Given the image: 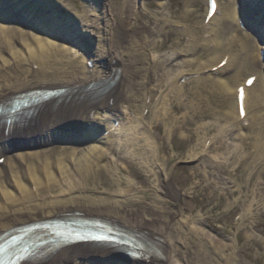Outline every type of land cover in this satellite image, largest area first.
I'll list each match as a JSON object with an SVG mask.
<instances>
[{"label":"bare ground","instance_id":"1","mask_svg":"<svg viewBox=\"0 0 264 264\" xmlns=\"http://www.w3.org/2000/svg\"><path fill=\"white\" fill-rule=\"evenodd\" d=\"M37 1L41 3L40 0ZM37 1V5L35 6L41 9L46 7L45 5L40 6ZM238 1L239 0H229L230 6L226 3L225 7L221 9V15L219 14V8L215 2L217 12L214 13L208 21H205L208 11L206 7L205 17L201 27L196 28L189 26L182 37L178 36L172 30H167L162 33L161 36L157 37L159 30L163 27L171 26L168 20L158 19L161 11L157 10L152 17L153 22H148L139 27V37L147 50L154 52L167 51L169 56L189 53L196 47H200L203 52L202 55H206L211 51L209 46L213 45L212 51H219V56L216 54L201 63H198V59L183 62L185 65L195 64L197 66V74L199 77L196 78L195 81L198 88L197 91L194 92L196 94L195 96L200 95L205 89H209L213 86L219 92L223 101L226 100V98H228L230 102L232 101L233 104L231 105V109L233 112L236 111V122L242 125L250 120V124L253 126L257 125L259 134L258 140L264 143V114H262L264 101L258 89V83L264 87V76L258 74L249 87L245 86V82L249 77L244 79L242 84L236 85L234 88L233 86L231 87V82L236 84L239 78L237 75L235 76L232 74V76H230L229 74L233 73V71L236 73L238 69L246 68L245 66L249 62H252L250 61L252 60L250 59L251 57L246 52H240L235 60H233V57H227V55H230L227 53L230 48L234 46L236 42H239V36L237 34L229 36V31H231L233 24L238 23V18L236 17V3ZM17 3L18 0H0V7L1 9H8L11 7V11H13L18 7ZM105 7L106 6H103L100 14L97 15L98 24L102 25L99 38L102 40L101 43L104 44L100 47L97 46L94 50L86 52L88 57L85 60L92 63V69H88L86 66L74 68L55 57L57 52L69 50L71 46L70 43H76L75 40L79 39L76 36L81 34H72L73 40H69L70 43L59 42V37H63V35H61L62 29L68 28L70 25L65 27L67 24L66 21L64 23L58 21V24L55 26L48 24L42 27L40 25L43 23L41 21L44 19L41 16H37V19H34H36L39 26L35 25L36 27L33 32H35L36 29L39 33L34 34L32 29L29 31L32 33L30 34V38H27V34L22 43H18V45H15L10 39L13 32L14 34L21 33V28L17 26L12 27V32L9 27L0 25V101L14 94L35 88L66 89L65 95L60 100L36 106L31 115L20 122L18 128L32 124L40 119L46 124L50 121L48 118H57V116H60L59 112L61 110L71 105L79 107L84 116H88L92 113L98 115L99 113L97 110L100 108L99 101H105L106 105L109 100L118 96L121 104L120 107H123L126 111L134 108L131 102H136L139 95L145 91V79H147L146 76H148V71L151 69L159 70L163 60L149 59L141 45L134 44V42L126 39L125 30L119 28L117 32H114L113 27L115 25L111 21L109 9ZM170 15L189 21L191 12L187 9L185 11H180L179 8H176L170 12ZM261 17V15H258L256 22L254 20L252 21V25L259 30L264 41V21L261 25L257 24ZM89 27H93V21ZM25 33L27 32H24V34ZM199 35H204L207 39H201ZM64 37L70 39L69 35H64ZM191 38L193 41H191ZM21 47L25 50L24 52L21 51ZM258 48H260L258 50V57L261 58L260 51L263 56L264 46H259ZM5 53L8 57L4 56ZM106 57H108L112 63L108 73L94 68V61L100 60L101 62ZM220 57H223L224 60L217 63ZM220 62L224 63L222 67L214 66V64H219ZM21 65H26L27 69L23 68ZM117 71L119 73H116ZM246 71L252 72L247 68ZM112 73L116 76V80L112 82L110 86H106V88L98 92V85L104 82ZM220 76L224 79L217 78ZM250 76L253 77L254 74ZM213 82L214 84H212ZM90 85L92 86L89 87ZM169 87L167 96L161 103V107L162 105L163 107L159 111L155 110V112L151 109V112L154 113L153 120L151 119L152 121L147 123L149 126L147 128L148 130L153 128L157 132V139H159L158 145H152L150 149L143 152L139 151L140 154L149 152L152 156L156 155L158 158L162 157L164 164L157 172L151 168H144L142 170L130 168L128 170L134 178L142 182L153 183L159 179V175L162 173L166 174L173 161L177 159L194 158L196 155L202 153L201 149L203 144L202 141H199L201 129H192V131L186 135L185 145L173 142L172 146H169L166 143V135L164 136L167 132L166 127L167 129H171V133H176L179 129H188L189 123H191L186 117L182 119L181 117H177L178 113L188 108L192 109L194 112L192 120H196L198 117L200 118L203 113V111L197 109L194 103L191 102L188 106L187 102H185L187 101L186 98H180L183 91L180 87L173 85ZM239 87H243L244 90L243 115L239 113L237 103ZM147 92L149 93V97H151L154 90L149 89ZM115 93H118V95ZM190 96L192 97V94H190ZM233 100H235V102ZM105 105L101 104V106ZM42 116H44V118H41ZM108 118H116V115H109ZM49 125L50 124H46V127ZM18 128L15 127V125H0V140L5 138L6 135L16 132ZM149 133L146 131L143 132V134L147 136L151 135V132ZM205 135H207V133ZM90 137L87 136L85 139L86 142L74 149L73 152H76L77 157L71 158L68 162H65L64 159L59 157L54 167L56 172H45L46 182L40 180L35 173L30 175L32 186L37 195H39L40 191L43 189L52 192V190L59 185L62 188H70L69 192L66 194H61L58 197L48 200L29 199L31 194L29 193L28 187L18 183L22 175L19 174V171L14 166L15 163L11 162L12 160L9 159V157H4V155L0 153V158H3V162L0 164V176L4 172L3 168H8L15 180V184H17L21 191L20 195L25 196L23 201L20 199V205H10L13 200L17 199H15V196L11 194L9 190H5L4 196L7 201L2 204L6 205L5 209L0 211V233L17 225L56 219L69 213H78L82 217L99 218L123 229L134 231L140 234L144 239L156 245V247L161 250V255L155 259H151L149 264H189L190 261L188 260L189 256L187 249L191 244L196 246H202V244L197 242L196 238L189 233L187 227L184 223H181L175 213L166 209V206L163 204L152 202L147 199L141 189L128 187L123 193L118 194L116 197L96 198L94 195L90 196L87 193L85 194L82 189L77 188L78 182H80L84 188L87 186H94V179L90 178V175L95 176V173L100 177L101 183L95 185L94 188L100 187L107 190L119 185V182L116 180L109 182L105 181L104 177H101V172L93 173L92 171V166L96 163V160L102 158L106 152L103 146L109 145L110 142L112 143L111 138L114 137L113 133L108 131L102 137L95 138L94 141H92ZM81 142H83V139L79 143ZM43 153H46L45 160L40 159L38 153L30 155L29 152L16 154L14 158L20 157L22 161H25L30 155L29 157H32V164H30L31 167L28 171L29 173L32 171L38 172L37 163L45 165L46 169H50L54 165L50 160L51 158L48 156L49 152L46 150ZM201 178V174L197 172H193L187 177L190 181L193 179L198 180V182H196L197 188L200 186L199 183ZM202 179L205 181L204 176ZM246 182H248L250 187L256 186L257 177L254 171L248 173ZM1 188H3L2 180H0V189ZM232 194L233 192L225 190L226 196ZM242 220H244L243 217ZM187 240L188 242H186ZM111 250L110 246H97L91 244L66 246L48 252L38 259L22 264H77V262L74 263L78 257L76 254L85 252L105 253ZM210 257L209 264H237L236 261L232 263L226 254L216 253L214 250L211 251ZM203 259H205V257H203Z\"/></svg>","mask_w":264,"mask_h":264},{"label":"rangeland","instance_id":"2","mask_svg":"<svg viewBox=\"0 0 264 264\" xmlns=\"http://www.w3.org/2000/svg\"><path fill=\"white\" fill-rule=\"evenodd\" d=\"M55 1H59L66 9L65 13L78 14L81 17L78 19L79 23H73L72 26L68 23L69 27L62 29L61 35L63 37L58 39L59 42L70 43L69 40H73L72 34L81 33L76 36L79 38L75 40L76 43H70L69 50H61L55 55L57 59L65 62L68 66L74 68L86 66L88 64L85 60L88 57L86 52L104 44L101 43L102 40L99 38L102 25L98 24L97 21V15L100 14L103 6L109 9L111 21L115 25L113 27L114 32H117L119 28L125 30L126 39L134 42V44L141 45L149 59L163 60L159 70L151 69L148 71L147 79H145L146 89L139 95L138 100L132 103L134 113H130V115L138 119L130 122L126 117V119L124 118L123 121L111 127L113 128L111 133L114 136L111 138L112 143L103 146L106 149L105 154L102 158L96 160V163L92 166L93 173L101 172V177H104L105 181L117 180L120 182L119 185L107 190L100 187L94 188L95 185L101 183L100 177L95 173V176L90 175V178L94 179V186L84 188L78 182L77 188L82 189L85 194L94 195L96 198L116 197L128 187L141 189L147 199L163 204L166 209L175 213L181 223H184L187 227L189 233L196 238L197 242L202 244V246L191 244L187 249L189 264H209L211 251L213 250L216 253L226 254L232 263L236 261L237 264H264V143L258 140L257 125L250 124V120L239 125L235 119L236 111L233 112L231 109L232 101L230 102L226 98L224 102L213 86L195 96L194 92L198 89L195 81L199 77L197 66L195 64H183L184 61L192 59H198V63H201L215 56L219 51H212L213 47L210 45L212 52L210 51L206 55H202L201 49L196 47L189 53L169 56L167 51L154 52L147 50L139 37V27L148 22H153L152 17L157 10L161 11L158 19L171 22V30L178 36L182 37L189 26L200 28L205 16L207 0ZM216 2L219 5L220 14L226 3L230 6L229 0H216ZM176 8H179L180 11L189 10L191 12L189 21H185L180 17H172L170 12ZM90 21H93V27H89ZM74 22L76 21L74 20ZM6 27H9L12 31V27ZM21 30L22 32L18 34H14L12 31L13 34H11L10 40L15 45L22 43L27 34V38H30V34H32L22 28ZM161 31L157 33V37ZM24 32L27 33L24 34ZM236 34L239 36V42L232 46L230 50L228 49L227 53L230 55L226 54L227 57H233V60H235L240 52H246L252 57L253 61L245 67L252 71L254 78L258 74L264 76V59L258 57V50L260 49L258 43L242 28L233 24L229 36ZM64 35H69L70 39L64 37ZM199 38L206 39L204 35H199ZM191 41H193L192 38ZM21 51L24 52L25 50L21 47ZM4 56L8 57L6 53ZM220 58L217 63L224 60L223 57ZM94 64L96 69L105 72H109L112 65L108 57L101 62L100 60L94 61ZM222 65L223 63L214 64V66L219 67ZM21 66L23 68L27 67L26 65ZM87 66L90 67V65ZM246 68L238 69L236 73L234 71L229 74L230 76L232 74L237 75L239 78L238 83L231 82V87L234 88L236 85L242 84L243 80L251 75V73H247ZM184 77L187 78L183 79ZM170 85L180 87L183 90L180 98H186L187 101L185 102L188 106L191 102L194 103L197 109H200L203 113L196 120H192L194 113L192 109L188 108L178 113L177 117H181V119L186 117L191 123H189L188 129H179L176 133H171V129L166 127L167 132L164 134V136L166 135V143L169 146H172L173 142L185 145L186 135L192 129H201L199 141H202L203 144V147L201 146L202 153L194 158L173 161L166 174L159 175V179L153 183L142 182L134 178L128 170L130 168L135 170L151 168L157 172L164 164L162 157L152 156L149 152L140 154L139 151L143 152L150 149L152 145H158L157 132L153 128L148 130L147 123L153 120L154 113L151 112V109L155 112V110L159 111L163 107V105L161 107V103L167 96ZM149 89L154 90L151 97L147 92ZM258 89L264 101V87L260 83H258ZM190 94H192V97ZM233 101L235 102V100ZM262 111V114H264V105ZM122 115L125 116L123 113ZM101 125L103 128L108 127L103 123ZM58 126L49 130L34 127L22 131L23 134L27 133L24 135L29 137L24 138L21 136L18 138L30 139L24 142L28 143L29 146L22 145V141H19L20 144H13L15 138L7 139L8 143L5 141L0 143V152L15 163L14 166L22 175L18 183L28 187L31 194L29 199L48 200L69 192V187L62 188L57 185V189L55 188L52 192L43 189L37 195L32 186L30 175L35 173L40 180L46 182L45 172H56L54 167L59 157L68 162L71 158L77 157L76 152L73 151L86 142L87 136H91L90 139H93V130L78 135L77 133L71 134L59 131L56 129ZM145 131L151 132V135H144L143 132ZM95 132L97 134L100 130ZM206 133L207 135H205ZM82 139L83 142L79 143ZM23 148L31 150L30 155L38 153L42 160L46 159V153L43 152L47 150L49 152L48 156L54 164L53 167L46 169L45 165L37 163L38 172L32 171L29 173L28 169L31 167L32 157H29V155L25 161H22L20 157L14 158V153L16 151L23 153ZM0 164H2V161ZM3 169L4 172L0 176V180L3 182V188L0 189V211H3L6 207V205H2L7 201L4 196L5 190H9L17 199L13 200L10 205H20L19 202L25 199V196L20 195L21 191L15 184L10 170L6 167ZM250 171L256 173L257 184L254 187H250L246 182ZM193 172L200 173L202 178L204 176L205 181L201 178L199 188L196 184L198 180L193 179L190 181L187 179L188 175ZM225 190L233 192V194L226 196ZM20 199L22 200L20 201ZM242 217L244 220H242ZM75 262L77 264H119L113 261L109 254H82L77 257Z\"/></svg>","mask_w":264,"mask_h":264}]
</instances>
